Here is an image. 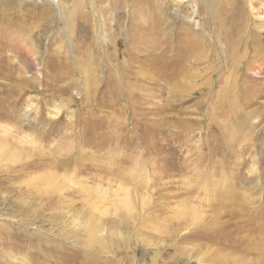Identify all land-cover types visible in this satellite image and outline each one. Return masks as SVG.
<instances>
[{
	"label": "rangeland",
	"instance_id": "1",
	"mask_svg": "<svg viewBox=\"0 0 264 264\" xmlns=\"http://www.w3.org/2000/svg\"><path fill=\"white\" fill-rule=\"evenodd\" d=\"M211 1L208 10L200 0H0V107L26 120H0V132L37 141L0 153V226L25 234L23 246L52 228L32 216L47 195L24 165L68 157L95 169L82 171L86 193L70 181L79 198L62 204L70 226L56 225L53 241L88 243L100 264H264L255 245L264 244V0ZM219 9L231 10L227 27L244 22L240 34L218 32ZM6 87L18 89V105L6 103ZM180 203L203 222L234 212V222L259 225L258 238L212 244L183 226ZM154 206L163 214L141 225ZM70 228L75 243L59 241Z\"/></svg>",
	"mask_w": 264,
	"mask_h": 264
},
{
	"label": "bare ground",
	"instance_id": "2",
	"mask_svg": "<svg viewBox=\"0 0 264 264\" xmlns=\"http://www.w3.org/2000/svg\"><path fill=\"white\" fill-rule=\"evenodd\" d=\"M200 1L203 3L205 8H207L208 10H211V8H212V1L211 0H200ZM229 11H231V10L230 9H219V10H217V19L219 21L218 32H222L223 34H226L224 36H228V34H232L229 36V37H231L233 35H238L242 32L241 26L243 25L244 22L241 21L239 24L237 23L233 26L227 27L225 25V23L223 22V17L227 13H229ZM146 31H147L146 32L147 35H149V36L151 35L152 37H153V35L155 37H158V36H160V34H162V31L160 30V26L159 27H156V26L150 27L149 26L148 30H146ZM182 34H184V32H182ZM226 40H228V38ZM229 41H230V38H229ZM146 43H148V42H146ZM20 44H22V42ZM157 46H159V45H157ZM21 49H22V47H21ZM23 49H24V47H23ZM161 55H162V53H161ZM111 82H112V85H115V83H116V81L114 79H111ZM23 84H24V80H23ZM5 91H10V94L7 97L6 103H8L10 105H18L20 103V101H22V96L18 95L19 94L18 89L6 87ZM2 93H3V91H2ZM173 94H178V92H174ZM3 99L4 98H2L1 100L3 101ZM0 106H1V104H0ZM36 106H37L36 100L34 98H31L26 105V109L28 111H30V110L34 109ZM17 110L18 109H13V108L2 109L0 107V120L8 121V122L13 121L14 123H17V124L18 123H25L26 122L25 118L18 117V115H17L18 111ZM146 122H147V120H146ZM20 125H22V124H20ZM26 126H28V125H26ZM148 126L152 128V125L148 124ZM24 128H25V126H24ZM30 128L31 127H28V129H30ZM31 132H33V133L40 132L41 133V131H31ZM8 136H12V138L16 136V138L14 139V141H8V139H7ZM27 137L28 136H26L24 131H8V129H7V131H1L0 132V153H2V152L8 153V152H10L9 149L16 148L18 146V144L24 145V143H27V142H28L27 144H30V145L37 144L36 143L37 141H35L33 138H31L29 140V138H27ZM39 142H41V141H39ZM38 146H39V144H38ZM32 149H33V147H32ZM34 149H35V146H34ZM19 150L21 151V149H19ZM23 151H25V154H26L25 148L22 150V152ZM27 152L29 153V151H27ZM30 152L32 153V151H30ZM30 155H32V157H34L36 155V152L32 153ZM2 157H3V155H2ZM20 159H21V157H20ZM74 164L77 165V168H76L77 173H75V174L70 172L71 171L70 166H73ZM24 168L27 171L39 173L36 176V178H34V181H32V182H34L33 184H36V186L38 188H40L42 191H44L45 192L44 194L47 195V198L44 200V203L40 205L41 207L39 209H37L36 212L32 213V216L34 217L35 220H39V221H43V222H46V221L51 222L50 225L52 226V228H48V229L43 228V230L38 229L39 232L37 234L29 235L30 238H37L36 240L38 241V243L36 242L37 244H35V245H32V244L29 245L28 244L29 246L26 247V245L23 246V243L25 241L24 237H26L25 234H23L21 232L13 233L11 230L8 229V226H5L4 224H2L0 226V264L1 263L2 264H100L99 261L96 260L97 252L88 243H86L85 245H82L83 247H85L83 249H86L87 251L77 250V249H75V251H74V250H71V248H67V247L63 246V244L60 242L53 241L49 237L50 231H52V229H55L56 225H59V226L61 225V226H65V227L70 226V224H67V222L71 217L69 215V212L62 209L63 208L62 204L67 200H69V202H73V201H75V199L79 198L78 192L75 191L74 188H70V187H72L71 186L72 184L70 183V181L74 180V182L78 185V190H80L79 192L86 193L87 190L89 189V187L87 185H88L90 178L87 175H86V177L82 176L84 174V173L82 174V171H85L89 168L95 169V167L90 166L85 160H82V159H80L79 161L78 160L75 161V160H72L71 158L65 157L64 159H58L57 161H51V160L48 161V159L43 160V158L40 159V158H37L35 156L33 161L31 160V162L24 165ZM96 169H98V167H96ZM59 170L63 171V177H58V175L56 174V171H59ZM106 172L109 173L111 171L109 169H107ZM147 179H148V177L145 176V179L144 180L142 179V182L146 183ZM158 180H161V179L159 178ZM2 183L3 182L1 180L0 184H2ZM4 183H5V180H4ZM92 183H95V182H92ZM38 188H36L37 189L36 192L37 193H43V192H41L40 189L38 190ZM195 188H197V186ZM65 190H68V191H65ZM54 194H58L60 197L53 198L51 195H54ZM69 196L71 199H68ZM118 200H119V202L121 201L120 199H118ZM129 200H131L130 196L128 193H126V195H124V198L120 202V204L123 206V209L125 211L131 210L130 209L131 206L129 207V205H128ZM93 205H94V203H93ZM179 205H180L179 208H181L179 210L180 214H182V216L187 218L185 220L182 218L183 221L186 222L183 226H185L186 228L187 227L195 228L194 230L192 229L193 230L192 233L200 236V238H202V239L205 238L206 240L212 242V244L213 243L222 244L223 246L230 247L231 243H232V245H233V243H235V241L232 238V236H234V235L239 237V241L240 240L241 241L248 240V237H250V239L251 238H258L256 236L257 235L256 233L258 232L256 230V227H258L259 225L254 227L252 224L248 227H245V225L240 224V222H234L232 220V218H234L236 215L234 212H232V214L230 213L231 214L230 219H228L226 221H221L220 219L219 220L218 219H211L209 221L203 222L202 219L199 218L198 214H196V215L193 214V212H196V210H193L189 206V208L185 211L182 208V204L180 203ZM121 209H122V207H121ZM148 209H150V211H151L149 213V214H151L150 216H149V214H147L146 216H141V217L139 216V221H140L141 225H145V226L147 225V223L150 221V217L152 216L153 212L159 211L161 214H163V211H164V209L162 207H155V206L151 207V208L149 207ZM177 214H178V212H177ZM189 219L191 221H193V223H187V221H189ZM251 219L252 220H248V221H251V222L252 221L254 222V220H255V222L257 221L256 217L253 218V216H252ZM196 220L198 221L197 223H195ZM245 221H247V220H245ZM145 222H147V223H145ZM53 223H55V224H53ZM93 223H94V221H93ZM256 224H257V222H256ZM72 225L74 226L75 224L73 223ZM197 225H198V227H197ZM89 228H91V227H89ZM227 229H230L229 233L225 232ZM101 230L102 229L98 230L95 227V228L91 229L90 231H88V235H91L92 233H94L96 235L97 234L96 232H99ZM240 230H242V232H244L245 234H240ZM81 231L84 232V230H82V229H81ZM252 232H254V233H252ZM68 233L70 234V238H67V237H64L63 235H61L62 239H59V241L64 242L65 240L71 239L70 244L75 243V240L74 239L72 240V238H75L78 235V232H76V229L70 228L67 231H65V235H67ZM186 238H188V237H186ZM250 245L251 244H249V245L247 244V247L249 248ZM255 245H257V252H260L261 250L264 249L263 243H257ZM44 251H48L49 254L45 253ZM57 256H59V258H57ZM54 257L56 258V260H54ZM192 264H199V263L197 261H194Z\"/></svg>",
	"mask_w": 264,
	"mask_h": 264
}]
</instances>
